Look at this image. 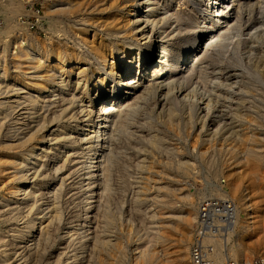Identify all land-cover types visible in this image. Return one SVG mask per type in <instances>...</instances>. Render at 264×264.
Instances as JSON below:
<instances>
[{"label":"rangeland","instance_id":"374dc122","mask_svg":"<svg viewBox=\"0 0 264 264\" xmlns=\"http://www.w3.org/2000/svg\"><path fill=\"white\" fill-rule=\"evenodd\" d=\"M87 1L0 0V264H141V252L157 258L149 264H179L180 253V264H264V160L254 169L248 158L249 149L264 156V38L251 49L246 16L241 28L231 31L233 38L208 51L206 57L213 59L198 74L187 72L186 64L171 74V94L166 95L165 86L151 85L138 90L139 99L126 96L124 106L136 108L126 109L123 124L102 145L100 153L108 152L111 164L109 195H101L104 174L100 177L98 169L88 179L83 164L97 140L86 128L96 120L102 91L128 78L137 59L109 72L119 59L117 49L132 37L107 22L117 17L118 2ZM151 1L158 8L153 30H160L163 40L181 37L185 20L196 19L204 3ZM129 4L131 0L124 1L126 10ZM117 18L115 23H126V15ZM105 44L113 55L103 57L93 49ZM156 56L150 59L151 68ZM26 57L34 58V66L25 65ZM58 57L65 65L52 67ZM98 75L105 80L101 91L96 88ZM141 81L148 84L147 78ZM42 86L47 91L41 93ZM177 92L187 93L195 103L177 100ZM203 101L208 112L202 110ZM61 126L68 136L53 140L52 131ZM35 143L39 156L30 165L24 156ZM90 180L93 194L85 186ZM21 185L17 198L14 191ZM88 207L90 223L82 230L86 240L80 242L76 228ZM36 216H44L33 233L42 240L11 244L13 235L23 233ZM67 229V238L60 240ZM45 231L50 232L47 240L42 238Z\"/></svg>","mask_w":264,"mask_h":264},{"label":"bare ground","instance_id":"6f19581e","mask_svg":"<svg viewBox=\"0 0 264 264\" xmlns=\"http://www.w3.org/2000/svg\"><path fill=\"white\" fill-rule=\"evenodd\" d=\"M81 1V0H80ZM89 1V0H88ZM87 1V2H88ZM93 1V0H92ZM99 1H103V0H99ZM113 1V0H112ZM115 2H118V5H116L115 7L117 8V12H119L118 14H116L117 17L120 16H124L126 15L127 20L126 23L124 22V24L120 25L121 23H115L116 20L118 19L117 17L115 19H112L110 22H108L109 26L112 28V30H116L118 33L119 32H129L131 34L132 40L131 41H127L125 42V45L122 47H119L117 49L118 52V57L119 59L117 60V62H112V64H110L109 66V72L114 71L117 67H119V65L121 63H123V61H130L132 62L134 58L137 59L136 62V69H134V71L131 72V75L128 78H124L121 79L119 86H109L107 87V89L102 94V96L99 97L100 99V104L97 105L95 114H96V120H93L90 122V124L87 125V135H89V137H93L96 138V142H94V144H92V148L89 150L91 152H88L83 164H87V168L89 169V171L86 173L89 177L88 179H91V177L95 174V172L98 169H101V175H100V171L99 174L100 177L105 176V181L101 187L100 190H102V193H106L108 191H110V186H109V180L108 178L110 177V173L108 172V169L110 167L111 164V157L109 156V153L105 151L104 153H100L101 152V148L103 143H105L104 141L107 138H110L111 136H113V132H115L114 130L116 128H118L119 126H121L122 123V118L124 115V112H126L127 110H129V108H134L136 105H126V102L123 104L122 102L124 100H126V96H129L132 94H136V99L139 97L140 95L138 94L139 91L141 90L140 88L143 87L144 89H147L149 86L154 85L156 87H162L165 86L168 88L166 95L168 96L169 94L172 93V89L170 87L171 83L174 82L172 79L171 75L174 71H177L178 68H180L182 65L186 64L188 66L187 68V72L190 73H196L198 74L199 71L202 69V64L206 61V60H212L211 56L209 54V58L206 57V55L208 54V51L211 50V48L216 47V45H220L222 44L226 39L232 37L231 31L239 29L240 24L242 23L243 18L245 19V17L247 16V18L251 21L250 24V29L248 33V42L251 46V49L253 50V48L255 49L254 44H256L257 42L261 41L264 38V0H204V3L201 5V9L199 10V14L196 16V19H187L186 21V25L184 27V31L181 37H177L174 38V36L167 38V40H163V38L161 39L162 36V32L159 31H154L153 29L155 27H157V13H158V8L155 7V5L153 4V2L151 0H131V4H129L131 7L130 10H126L125 6L123 5L125 0H114ZM183 1V0H182ZM76 2V1H75ZM107 2V1H106ZM109 2V1H108ZM189 2V1H188ZM114 6V3H111ZM185 4V3H184ZM79 5V3L77 4ZM110 5V4H109ZM126 5V4H125ZM191 5V3H190ZM189 5V6H190ZM193 5V4H192ZM76 6V5H75ZM94 6V5H93ZM127 6V5H126ZM195 6H197L195 4ZM68 7V6H67ZM170 7V6H169ZM186 7V6H185ZM58 8V7H57ZM91 8V7H90ZM168 8V7H167ZM200 8V7H199ZM173 9V8H172ZM189 9V8H188ZM61 12V11H60ZM169 12V11H168ZM167 12V13H168ZM173 12V11H172ZM184 12V11H183ZM186 12V11H185ZM178 13V12H177ZM194 13V12H193ZM197 13V12H196ZM170 14V13H169ZM180 14V13H179ZM195 14V13H194ZM161 15V14H160ZM181 15V14H180ZM163 16V15H162ZM161 16V17H162ZM174 16V15H173ZM176 16V15H175ZM178 16V15H177ZM183 16V15H182ZM174 18V17H173ZM186 18V17H184ZM183 18V19H184ZM188 18V17H187ZM81 19V16H80ZM160 19V18H159ZM247 19V20H248ZM177 20V18H176ZM248 20V21H249ZM91 21V20H89ZM245 21V20H244ZM88 22V21H87ZM118 22V21H117ZM105 23V21L103 22ZM160 23V22H159ZM158 23V24H159ZM174 23V22H173ZM246 23V22H245ZM244 23V24H245ZM185 24V23H184ZM105 25V24H104ZM103 25V26H104ZM173 25V24H172ZM248 25V24H247ZM249 26V25H248ZM178 27V25H177ZM243 27V26H242ZM117 28V29H115ZM176 28V27H175ZM241 28V27H240ZM249 28V27H248ZM99 29V28H98ZM102 29V27H101ZM177 29V28H176ZM150 30V32H149ZM165 30V29H164ZM167 30V29H166ZM182 30V29H181ZM244 31V30H243ZM181 32V31H179ZM165 33V32H164ZM173 33V32H172ZM76 34V33H75ZM235 34V33H234ZM171 35V34H169ZM168 35V36H169ZM238 35V34H237ZM243 35V33H242ZM246 35V34H245ZM91 36V35H90ZM103 36V35H102ZM119 37H121V35H119ZM244 37V36H242ZM238 38V37H237ZM93 39V38H92ZM245 39V41H247ZM264 40V39H263ZM262 40V42H264ZM98 41V40H97ZM122 41V40H121ZM126 41V40H125ZM158 44V49H155V46ZM264 44V43H262ZM259 45V44H257ZM249 46V47H250ZM220 47V46H218ZM161 48V50H160ZM262 48V47H261ZM95 51H97L101 56L105 57V55H107L106 53L108 52L110 55H113L115 52L113 50H111V48H109V46L107 44L102 45V46H94L93 48ZM264 49V48H262ZM212 51V50H211ZM255 52V51H253ZM65 53V52H64ZM155 53L157 54L156 59L154 60L155 64L153 65V67H150V59L153 57V55H155ZM210 53V52H209ZM108 54V55H109ZM117 55V54H116ZM39 58V57H38ZM217 58V57H216ZM16 59V58H14ZM36 60V59H35ZM110 60V59H109ZM214 61H216V59H214ZM25 62L27 66H34L33 62H34V58L32 57H26L25 58ZM56 63H54L52 65L53 66H57V67H62L63 65H65L66 60L64 58H60L58 57L55 61ZM207 62V61H206ZM134 63V62H133ZM264 63V62H263ZM37 64V63H36ZM205 64V63H204ZM126 65V64H125ZM131 65V64H130ZM50 65H48L49 67ZM76 66V65H75ZM101 66V65H100ZM124 66V65H123ZM107 67V66H106ZM219 67V66H218ZM64 68V67H63ZM81 68V67H80ZM83 68V67H82ZM183 68V67H181ZM186 68V66H185ZM18 69V68H17ZM48 69V68H47ZM67 69V68H65ZM78 69V68H77ZM216 69V68H215ZM222 69V68H221ZM220 69V70H221ZM232 69V68H231ZM237 69V68H236ZM15 70V69H14ZM73 70V66L72 68H70L71 72ZM186 70V69H185ZM208 70V69H207ZM219 70V68H218ZM26 71V70H25ZM51 71V70H50ZM82 70H80L79 72H81ZM122 71V70H121ZM217 72V70H216ZM222 72V71H221ZM240 72V71H239ZM114 73V72H113ZM215 73V72H214ZM53 74V73H52ZM166 76L165 78H163L162 76L164 75ZM195 74V76H196ZM162 75V76H161ZM170 75V76H169ZM175 75V73H174ZM182 75V74H181ZM179 75V78L180 76ZM186 74L184 73L183 76H185ZM209 75V74H208ZM217 75V74H216ZM30 76V75H29ZM57 76V75H56ZM63 76V75H62ZM188 76V75H187ZM215 76V75H214ZM45 77V76H44ZM75 77V76H74ZM175 77V76H174ZM177 77V76H176ZM186 77V76H185ZM234 77V76H233ZM242 77V76H241ZM37 78V77H36ZM144 78H147L148 80V84H142L141 80H143ZM211 78V76L209 77ZM78 79V78H77ZM218 79V78H215ZM97 80L100 81V83L96 84V88L97 91L101 89L100 85L103 84L105 82V80L103 79V77L101 75H98ZM96 80V81H97ZM196 80V79H195ZM212 80V79H211ZM221 80V79H220ZM219 80V81H220ZM235 80V79H234ZM79 81V80H78ZM213 81V80H212ZM230 81V80H229ZM228 81V82H229ZM232 81V80H231ZM56 82V81H55ZM54 82V83H55ZM76 82V80H75ZM188 82H190V79L188 80ZM197 82V80H196ZM216 82V81H215ZM218 82V81H217ZM223 82V81H221ZM226 82V81H224ZM58 83V82H57ZM184 83V82H183ZM191 83V82H190ZM187 83V84H190ZM199 83V82H198ZM65 88H67L70 84L69 82L64 83ZM76 84V83H75ZM113 84V83H112ZM179 84V83H178ZM192 84V83H191ZM197 84V83H196ZM211 84V82H210ZM219 84V82H218ZM231 84V83H230ZM27 85V84H26ZM194 85V84H193ZM192 85V88H193ZM212 85V84H211ZM210 85V86H211ZM224 85V84H223ZM191 86V85H188ZM231 86V85H230ZM182 87V86H181ZM186 88V87H185ZM191 88V87H189ZM197 88V87H196ZM48 87L47 86H42L41 89V93L47 91ZM140 89V90H139ZM211 89V88H210ZM139 90V91H138ZM189 90V89H188ZM101 91V90H100ZM99 91V92H100ZM145 91V90H144ZM178 91V90H177ZM213 91V90H212ZM211 91V92H212ZM73 92V91H72ZM138 92V93H137ZM164 92V91H163ZM220 93V91H217ZM216 92V93H217ZM215 93V91H214ZM158 94V93H157ZM31 95V94H30ZM74 95L73 93L71 94V96ZM133 95V96H134ZM144 95V94H143ZM142 95V96H143ZM151 95V93H150ZM162 95V94H161ZM29 96V95H28ZM61 96V95H60ZM79 96V95H78ZM82 96V95H81ZM85 96V95H84ZM165 96V95H164ZM39 97V96H38ZM51 97V96H50ZM70 97V96H68ZM73 97V96H72ZM86 97V96H85ZM161 97V96H160ZM175 97L177 98V100L182 101V102H189L190 103H195V99L190 98L189 95L187 93H182V92H177L175 93ZM228 97V96H226ZM56 98V97H55ZM76 98V97H75ZM78 98V97H77ZM87 98V97H86ZM130 98V97H129ZM132 98V97H131ZM134 98V97H133ZM132 98V99H133ZM138 98V99H139ZM144 98V97H143ZM231 98V97H230ZM45 99V98H44ZM89 101L92 100V98L89 96L88 97ZM164 99V98H163ZM175 99V98H174ZM17 100V99H15ZM78 100V99H76ZM197 100V99H196ZM19 101V99H18ZM140 101V100H139ZM138 101V102H139ZM71 102V101H70ZM69 102V103H70ZM79 102V101H78ZM129 102V101H128ZM177 102V101H176ZM197 102H199L197 100ZM204 102V101H203ZM201 102V103H203ZM25 103V102H24ZM55 103V102H54ZM57 103V102H56ZM85 103V102H84ZM124 106L122 108V105ZM136 103V102H134ZM49 104V103H48ZM50 104H52L50 102ZM60 104V103H59ZM74 104V103H73ZM88 104V103H87ZM138 104V103H137ZM140 104V103H139ZM16 105V104H14ZM47 105L43 104V106ZM54 105V104H53ZM52 105V106H53ZM66 105V104H65ZM64 107L66 108L67 106ZM69 106V104H67ZM89 105V104H88ZM117 105H121L119 108H117ZM189 107V106H188ZM41 108V107H40ZM61 108V107H60ZM63 108V106H62ZM87 108V107H86ZM85 108V109H86ZM136 108V107H135ZM45 109V108H44ZM59 109V108H58ZM78 109V108H77ZM84 109V110H85ZM127 109V110H126ZM209 104L204 102V106H202V110L203 111H209ZM10 110V109H9ZM54 110V109H53ZM57 110V109H56ZM62 110H65L64 108ZM80 110V108H79ZM87 110V109H86ZM171 110V109H170ZM30 111V110H29ZM72 111V110H71ZM81 112L83 110H80ZM13 112V111H12ZM10 112V113H12ZM20 112V111H19ZM32 112V111H30ZM40 112V111H39ZM46 112V111H45ZM59 112V111H58ZM58 112H56L58 114ZM88 112V111H87ZM134 112V111H133ZM171 112V111H170ZM189 112V111H188ZM53 113V112H52ZM80 113V112H79ZM135 113V112H134ZM177 113V112H175ZM191 113V111H190ZM43 114V113H42ZM55 113H53L54 115ZM70 114V113H69ZM83 114V113H82ZM126 114H129V112L127 111ZM9 115V114H8ZM24 115V114H23ZM53 115L52 118H53ZM56 115V114H55ZM78 115V114H77ZM90 115V114H89ZM49 116V117H51ZM227 116V115H226ZM42 119L40 121H43V116ZM222 117V115H221ZM50 118V119H52ZM66 118V117H65ZM76 118V117H75ZM82 118V117H80ZM85 117H83L84 119ZM224 118V117H223ZM38 119V118H37ZM37 119H35L37 121ZM64 119V118H63ZM30 120V119H29ZM69 120V119H68ZM127 121V120H126ZM223 121H225L223 119ZM132 122V121H131ZM23 123V122H22ZM36 123V122H35ZM41 123V122H40ZM44 123V121H43ZM226 123V122H225ZM228 123V120H227ZM38 124V123H37ZM84 124V123H83ZM125 124V123H124ZM220 124V123H219ZM34 125V124H33ZM43 125V124H42ZM14 126V125H13ZM217 126V125H216ZM33 127H36L33 126ZM40 126L38 125V128ZM15 128V127H13ZM66 127L61 126V127H56L52 133L51 136L54 137L53 140L55 139H59L61 136L65 137L67 135V130L65 129ZM124 128V126H123ZM122 128V130H123ZM127 131V127L125 128ZM124 129V130H125ZM212 129V128H211ZM42 130V129H41ZM40 130V131H41ZM51 130V129H49ZM70 130V129H69ZM131 130V129H130ZM20 131V130H19ZM23 131V130H22ZM37 131V130H36ZM124 131V132H126ZM39 132V131H37ZM40 133V132H39ZM28 134V133H27ZM69 134V133H68ZM129 134V133H128ZM237 134V133H236ZM14 135V134H13ZM76 135V134H75ZM23 136V135H22ZM68 136V135H67ZM71 136V135H70ZM78 136V135H77ZM106 136V137H105ZM28 137L30 136H26L25 137V143L27 141V139H29ZM50 137V138H52ZM61 137V138H62ZM84 137V136H83ZM49 138V137H47ZM153 138V137H152ZM46 139V138H45ZM66 139V137H65ZM82 139V137H81ZM154 139V138H153ZM23 140V141H24ZM52 140V139H51ZM84 140V139H83ZM94 140V139H93ZM51 142V141H48ZM109 143V141H107ZM153 143V142H152ZM247 146V145H246ZM39 145L38 143H35L31 146L30 152H28V154H26L24 156L25 160L28 161V164H34L35 161L38 158V154L35 153L36 149H38ZM87 147V146H86ZM107 149H109V145H107ZM160 148L162 149V147L160 146ZM166 147H164L165 149ZM75 149V148H74ZM106 149V148H105ZM262 149V148H261ZM260 149V150H261ZM42 150V149H41ZM110 150V149H109ZM258 150V149H257ZM45 151V150H44ZM262 151V150H261ZM39 153V152H38ZM41 153V152H40ZM72 153V152H71ZM264 153V152H262ZM67 154V153H66ZM70 155V153H68ZM75 155V153H74ZM44 156V155H42ZM66 158V157H65ZM100 158V159H99ZM248 158H249V162L252 163L254 169H257L259 167V164L264 160V156L263 155H259L256 150L254 149H249L248 150ZM11 160V159H10ZM74 160V159H73ZM76 160V159H75ZM114 160V158H113ZM8 161V159H7ZM67 161V160H66ZM64 160V162H66ZM72 161V160H71ZM79 161V160H77ZM70 162V160H69ZM74 162V161H72ZM70 162V163H72ZM68 163V164H70ZM22 165V164H21ZM20 165V166H21ZM67 165V163H66ZM18 166V165H17ZM72 167V166H71ZM186 167V166H185ZM14 168V167H13ZM19 168V167H18ZM61 170L63 169V167H61ZM66 168V167H65ZM84 169V168H83ZM111 169V168H110ZM58 170V169H56ZM71 170V169H70ZM106 172V173H105ZM72 173V172H70ZM109 174L106 176V174ZM18 174V173H17ZM85 174V173H84ZM19 175V174H18ZM17 175V176H18ZM68 175V174H67ZM85 175V176H87ZM84 176V175H83ZM82 176V177H83ZM103 176V177H104ZM107 177V178H106ZM102 179V178H100ZM11 180V179H10ZM8 179V181H10ZM26 181V180H24ZM85 182V181H84ZM6 183V182H5ZM92 181L90 180L87 185V188L89 191H91V193L93 194L92 190H90V185H91ZM83 184V183H81ZM23 185L19 186L17 189H15L14 193H15V197L20 196L21 192L23 191ZM83 188V187H81ZM85 188V187H84ZM232 191L236 190V186L234 185L232 188ZM97 190V189H96ZM99 190V191H100ZM27 191V190H25ZM54 191V189H53ZM95 192V191H94ZM88 194V192H86ZM53 194V193H52ZM55 194V193H54ZM53 194V200L54 203L57 201L56 196ZM85 194V193H84ZM99 193H97L96 196H98ZM100 195V194H99ZM100 195V196H101ZM107 195H109L107 193ZM24 196V195H23ZM187 196V195H186ZM34 197V195H33ZM99 197V196H98ZM103 197V196H102ZM101 198H98L103 200ZM18 198V197H17ZM185 198V197H184ZM51 199V200H52ZM161 199V198H160ZM101 200L99 202H101ZM52 202V201H51ZM104 202V201H103ZM58 203V201H57ZM56 204V203H55ZM98 204V203H97ZM103 203H99V205H102ZM57 206V204L55 205ZM59 206V205H58ZM55 207L59 209V207ZM103 206V205H102ZM51 207V205L49 206ZM54 207V204H53ZM88 207L87 209H85L86 213L84 216L82 217V221L81 223L78 222V227L76 228V233L79 234V240L80 242H84L86 240V234H82V230L86 228V225L89 224V219H88V214L87 212L89 211ZM49 209V208H48ZM98 210V207H95V210ZM46 210V209H45ZM44 210V211H45ZM57 210V209H56ZM96 210V211H97ZM100 210V209H99ZM247 210V207H246ZM58 211V210H57ZM55 211V213L57 212ZM95 211V212H96ZM249 212V210H247ZM42 212V211H41ZM54 212V211H53ZM54 216L58 213L55 214ZM98 213V211H97ZM96 213V215H98ZM53 214V213H52ZM105 214V213H104ZM56 215V216H57ZM111 216V214H109ZM53 216V215H52ZM52 216L50 215L49 218H52ZM55 216V217H56ZM59 216V215H58ZM57 216V217H58ZM44 217V216H43ZM42 216H36L34 217L29 223L28 225L25 227V230L23 231V233L21 234H14L13 238L10 240L11 244H13L14 242H23V241H28L31 242L34 240L35 235L33 233L37 232L38 228H39V223L41 224V219L43 218ZM56 217V219H57ZM95 217V216H94ZM171 217V216H170ZM98 218V217H96ZM112 218V216H111ZM48 220V219H47ZM52 221H54V219H51ZM49 220V221H51ZM98 220V219H97ZM49 221H47V224H50ZM98 222V221H97ZM100 222V221H99ZM249 222V221H248ZM54 223V222H53ZM107 223V222H106ZM251 223V221L249 222V224ZM98 225V224H97ZM157 226V225H156ZM44 227L45 223H44ZM98 228V227H97ZM96 228V229H97ZM73 230V229H72ZM98 230V229H97ZM100 230V228H99ZM98 230V232H99ZM48 231H45V235H43V239L47 240V238L49 237V233H46ZM68 229L64 231V235L60 237V240H63L65 238H67L68 235ZM73 233V232H72ZM74 232V234H76ZM97 233V232H96ZM100 233V232H99ZM99 233L97 235V237L99 236ZM71 234V233H70ZM102 234V232L100 233ZM73 236V235H72ZM71 237V235H70ZM101 238V237H99ZM106 239V238H104ZM1 240V238H0ZM3 240V239H2ZM35 240L40 241L42 240L41 237H38ZM96 240V239H94ZM101 243L103 242V240L101 241V239H98ZM4 241V240H3ZM97 241V242H99ZM100 243V244H101ZM39 244V243H38ZM93 244V243H92ZM96 244V243H95ZM99 244V245H100ZM19 245V244H18ZM39 246V245H38ZM101 247V246H100ZM97 249V248H96ZM95 249V250H96ZM105 250V248H104ZM145 250V249H144ZM25 251V250H24ZM78 252V251H77ZM154 253V252H153ZM154 254H151L150 252H141L140 255L137 256V258H139V260L141 261V264H149L152 263L154 260H156L157 258H155L153 256ZM160 255V254H158ZM162 256V255H160ZM181 256L182 253L179 254V257L177 258V262H181ZM184 257V256H183ZM19 262V261H18ZM103 262V261H102ZM244 262V261H243ZM246 262H244L243 264H245ZM113 264V263H112ZM247 264V263H246Z\"/></svg>","mask_w":264,"mask_h":264}]
</instances>
